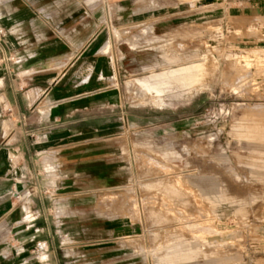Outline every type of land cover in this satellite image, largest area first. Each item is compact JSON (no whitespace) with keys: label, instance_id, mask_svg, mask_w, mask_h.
<instances>
[{"label":"rangeland","instance_id":"374dc122","mask_svg":"<svg viewBox=\"0 0 264 264\" xmlns=\"http://www.w3.org/2000/svg\"><path fill=\"white\" fill-rule=\"evenodd\" d=\"M109 1L95 23L107 22ZM77 10L82 24L85 0ZM202 28L204 41L190 49L161 37L145 41L157 65L116 83L124 111L141 114L136 125L126 117L125 127L60 151L31 142L29 189L10 194L13 209L5 218L0 212V264L14 257L17 264H53L54 257L60 264H264V18L230 26L207 18ZM52 35L64 41L69 33ZM196 64L203 69L188 88L156 96L135 84ZM82 148L97 153L89 167L61 168L60 152ZM18 213L29 233L15 242L26 239L27 251L12 249ZM45 216L50 222L39 223ZM43 241L48 248L37 252Z\"/></svg>","mask_w":264,"mask_h":264},{"label":"crops","instance_id":"0c3cea01","mask_svg":"<svg viewBox=\"0 0 264 264\" xmlns=\"http://www.w3.org/2000/svg\"><path fill=\"white\" fill-rule=\"evenodd\" d=\"M193 1L110 0L107 22L97 24L95 14L104 0H85V21L78 24V0H0V26L8 31L0 37L2 218L13 209L8 210L9 195L29 189L25 171L26 160L35 157L30 152L31 142L44 141L60 151L64 143L81 146L125 127L126 117L133 125L141 121V114L124 111L123 92L116 83L157 65L153 50L142 49L145 41L161 37L180 41L190 49L204 41L202 25L207 18L229 26L264 18V0H216L209 9L193 7ZM143 27L153 36L145 37ZM54 31L69 36L64 41L57 39ZM196 65L136 79L135 84L140 93L156 96L171 88H188L201 72V65ZM93 154L97 153L91 148H82L58 156L65 159L61 168L72 172L79 164L91 165ZM108 184L100 183L105 189ZM41 206L46 207L43 200ZM12 219L20 225L13 231L12 246H17L12 249L27 251L26 239L15 242L29 233L23 226L27 219L21 213ZM49 222L48 216L39 221ZM37 231L53 239L44 228ZM39 246H34L37 252L48 248V243ZM20 259L14 257L9 264ZM54 259L53 264H60Z\"/></svg>","mask_w":264,"mask_h":264},{"label":"built area","instance_id":"2783aa9c","mask_svg":"<svg viewBox=\"0 0 264 264\" xmlns=\"http://www.w3.org/2000/svg\"><path fill=\"white\" fill-rule=\"evenodd\" d=\"M5 29L4 28H2L1 26H0V37H4L5 36ZM156 38H154V40H155Z\"/></svg>","mask_w":264,"mask_h":264},{"label":"bare ground","instance_id":"6f19581e","mask_svg":"<svg viewBox=\"0 0 264 264\" xmlns=\"http://www.w3.org/2000/svg\"><path fill=\"white\" fill-rule=\"evenodd\" d=\"M196 66H197V65H196ZM200 68H201V70L203 69L202 66H201ZM198 69H199V68H198ZM195 71H196V70H195ZM197 73H198V72H197ZM191 77H192V76H191ZM195 78H196V77H195ZM190 79H191V78H190ZM148 82H149V81H148ZM148 82H147V83H148ZM148 84H149V83H148ZM190 86H191V85H190ZM23 209H24V208H23Z\"/></svg>","mask_w":264,"mask_h":264}]
</instances>
